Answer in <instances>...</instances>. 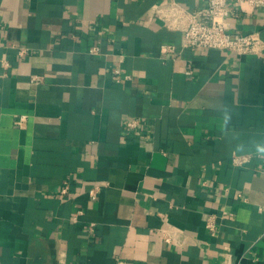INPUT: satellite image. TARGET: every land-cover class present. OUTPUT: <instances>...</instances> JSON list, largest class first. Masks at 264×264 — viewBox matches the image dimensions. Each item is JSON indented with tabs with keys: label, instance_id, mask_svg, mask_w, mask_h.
<instances>
[{
	"label": "crops",
	"instance_id": "0c3cea01",
	"mask_svg": "<svg viewBox=\"0 0 264 264\" xmlns=\"http://www.w3.org/2000/svg\"><path fill=\"white\" fill-rule=\"evenodd\" d=\"M173 1L0 0V264H264V58L184 49Z\"/></svg>",
	"mask_w": 264,
	"mask_h": 264
},
{
	"label": "built area",
	"instance_id": "2783aa9c",
	"mask_svg": "<svg viewBox=\"0 0 264 264\" xmlns=\"http://www.w3.org/2000/svg\"><path fill=\"white\" fill-rule=\"evenodd\" d=\"M199 1V0H197ZM235 1L238 5L246 6L252 10L264 8V0H206L207 5L202 9L190 10L182 7L173 1L167 4L155 5L152 9V19L158 20L163 27L170 31H177L182 34V47L187 50H215L227 52L237 57H257L264 58V40L258 33L243 34L238 32H230L228 18L231 13L228 4ZM176 49L172 45L162 47L163 55L175 53ZM20 55H27L26 50H21ZM92 55H98L97 48L91 49ZM0 67L4 70L9 68L7 59L0 57ZM187 75H192L189 69ZM115 80L130 79L129 76L123 75L119 70L113 73ZM41 82L39 77H34L32 83L37 85ZM26 117H21L16 124L22 127L26 122ZM139 127V121L129 120L125 123L127 130H135ZM249 162L248 158L234 157L233 165L243 167ZM99 186L91 189L89 196L93 201L97 200ZM67 195V188L60 192L61 198ZM76 220V217H74ZM213 230V223L208 226ZM163 239L166 243H171L172 239L164 235Z\"/></svg>",
	"mask_w": 264,
	"mask_h": 264
},
{
	"label": "clouds",
	"instance_id": "9594fccd",
	"mask_svg": "<svg viewBox=\"0 0 264 264\" xmlns=\"http://www.w3.org/2000/svg\"><path fill=\"white\" fill-rule=\"evenodd\" d=\"M257 151L264 154V145H257Z\"/></svg>",
	"mask_w": 264,
	"mask_h": 264
}]
</instances>
